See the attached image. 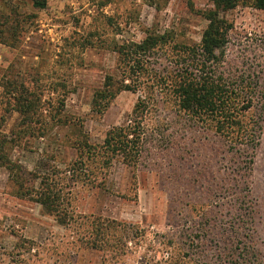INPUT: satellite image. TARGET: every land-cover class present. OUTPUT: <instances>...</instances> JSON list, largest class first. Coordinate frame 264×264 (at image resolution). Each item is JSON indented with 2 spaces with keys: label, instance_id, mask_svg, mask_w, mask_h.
I'll list each match as a JSON object with an SVG mask.
<instances>
[{
  "label": "rangeland",
  "instance_id": "374dc122",
  "mask_svg": "<svg viewBox=\"0 0 264 264\" xmlns=\"http://www.w3.org/2000/svg\"><path fill=\"white\" fill-rule=\"evenodd\" d=\"M237 2L224 13L233 29L223 68L241 78L251 70L264 88V11L254 0ZM214 9L212 0H47L43 10L33 0H0V135L27 180L30 173L53 180L63 194L60 210L73 218L65 227L18 197L0 168V264H175L185 254L181 264H220L225 247L250 249L264 264V121L249 154L178 120L171 95L122 91L102 110L101 93L109 89L110 98L130 82L115 44L140 43L150 33L200 44L205 14ZM6 18L18 24L9 27ZM10 78L25 81L48 109L41 115L46 136L28 137L20 148L14 147L20 117L1 121ZM145 96L158 101L145 114L138 162L118 156L108 171L98 163L72 171L77 144L102 145Z\"/></svg>",
  "mask_w": 264,
  "mask_h": 264
},
{
  "label": "trees",
  "instance_id": "16d2710c",
  "mask_svg": "<svg viewBox=\"0 0 264 264\" xmlns=\"http://www.w3.org/2000/svg\"><path fill=\"white\" fill-rule=\"evenodd\" d=\"M212 1L215 9L205 14L208 26L200 44H175L171 37L155 33L148 34L140 43L115 44L113 52L117 53L121 63L125 64V79L130 82H122L118 92L110 98V91L106 88L107 90L101 93L102 98L106 99L102 110H107L110 100H114L122 91H142L145 95L148 94L147 91H151L152 95L156 92L171 95L176 118L184 120L190 129L199 127L206 140L217 139L222 144H232L237 148L244 146L246 152L252 154L263 135L264 88L254 81L251 70L247 78L237 77L224 70L225 50L229 43V33L233 29L224 13L235 9L238 2ZM33 2L36 9L43 10L47 7V0ZM253 6L264 11V0H254ZM6 23L14 28L18 21L16 18H6ZM3 87L8 89L4 94L9 108L1 118L3 125L7 123V115L10 113L17 114L21 119L16 129L18 131L14 132V147L20 148L21 144L18 143L28 137H45L48 123L42 120L41 115L48 109L40 95L21 80L12 81L10 78ZM157 101L153 96L140 99L131 120L126 126L110 130L102 145L89 142L77 144L75 149L79 153V161L72 171L80 165L79 173H82L88 164L97 163L103 171H108L112 161L118 156L136 164L142 151L141 144H144L145 114ZM64 107L65 102L60 100L57 111L61 113ZM7 140V136L0 135V168L9 173L10 180L17 190L16 195L37 203L42 207L44 214L56 217L60 225L68 227L73 218L70 211L60 210L63 205L62 192L57 190L53 180H42L41 176H36L35 173H30L32 177L27 180L23 166L13 161L7 153ZM248 164L252 166L253 160L248 161ZM79 177L82 179L85 174H79L78 179ZM38 181L41 185L36 190ZM198 231L208 233L206 228ZM223 250L220 264H258L254 261V253L250 249L225 247ZM186 255L177 258L174 263L181 264V259Z\"/></svg>",
  "mask_w": 264,
  "mask_h": 264
}]
</instances>
